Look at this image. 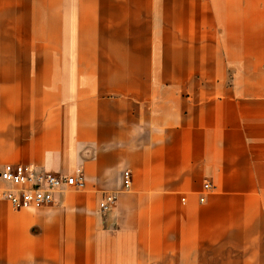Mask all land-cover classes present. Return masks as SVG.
I'll return each mask as SVG.
<instances>
[{"label": "crops", "instance_id": "crops-1", "mask_svg": "<svg viewBox=\"0 0 264 264\" xmlns=\"http://www.w3.org/2000/svg\"><path fill=\"white\" fill-rule=\"evenodd\" d=\"M178 2L0 0V172L86 179L40 210L0 199V264H264V86L224 90L221 128L205 134L212 149L193 135L178 147L186 128L161 86L167 30L184 28L178 13L220 12ZM222 7L228 56L250 44L258 62L262 3ZM109 194L117 202L103 213Z\"/></svg>", "mask_w": 264, "mask_h": 264}, {"label": "rangeland", "instance_id": "rangeland-1", "mask_svg": "<svg viewBox=\"0 0 264 264\" xmlns=\"http://www.w3.org/2000/svg\"><path fill=\"white\" fill-rule=\"evenodd\" d=\"M178 1L180 8L189 9L192 7L189 4L190 0L183 1V4H181V0ZM251 1L260 2L264 7V0ZM198 2L205 9H215L220 12L178 13V19L182 17L184 20L180 23L179 19V22L173 24L184 28L167 30V60L163 71V74L166 73V83L161 86L166 87L168 116L172 115L173 120L175 110L178 109V128H186L184 132L178 129L180 131L178 147L179 144H184L182 138L194 139L193 135L198 138V141L194 143L199 151L205 152L212 149V142H208L205 136L206 130L216 124H219L220 128L222 125L224 90L239 88L247 93L255 87L264 86V50L258 62L254 60L256 57L255 47L249 46L250 44L247 45L246 51H251V54L239 55L236 53L228 56V47L226 48L224 44V15L221 12L223 0H198ZM238 35V30H232L231 39H237ZM226 49L227 51H225ZM258 49L260 48L256 50ZM257 56L259 57V53ZM228 57L237 58V60H228ZM151 81V86L158 85L152 77ZM197 123L200 124L199 133L194 134L191 129L195 130ZM191 142L188 144L191 145ZM219 144L222 145V141ZM209 181L211 183V188L208 189L209 193L214 194L216 185L211 177H209ZM107 196L115 197L117 202V197L109 194L103 198L100 204ZM116 202L109 209L104 210L100 207V210L103 213L109 212Z\"/></svg>", "mask_w": 264, "mask_h": 264}, {"label": "built area", "instance_id": "built-area-1", "mask_svg": "<svg viewBox=\"0 0 264 264\" xmlns=\"http://www.w3.org/2000/svg\"><path fill=\"white\" fill-rule=\"evenodd\" d=\"M0 179L11 188L0 191V199L7 201L15 210H40L55 205V194L67 188L83 190L86 179L81 173L61 176L46 171H36L30 166L6 165L0 172ZM124 187H131L130 173L124 174ZM211 188L210 184L205 189ZM205 199L202 198L203 202ZM115 197L107 196L100 204L107 210L115 203Z\"/></svg>", "mask_w": 264, "mask_h": 264}]
</instances>
